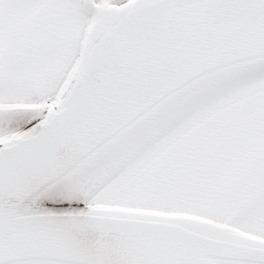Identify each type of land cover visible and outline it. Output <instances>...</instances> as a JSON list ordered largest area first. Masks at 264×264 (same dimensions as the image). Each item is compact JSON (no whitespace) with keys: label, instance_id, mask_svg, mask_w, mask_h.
I'll use <instances>...</instances> for the list:
<instances>
[{"label":"snow or ice","instance_id":"1","mask_svg":"<svg viewBox=\"0 0 264 264\" xmlns=\"http://www.w3.org/2000/svg\"><path fill=\"white\" fill-rule=\"evenodd\" d=\"M0 264H264V0H0Z\"/></svg>","mask_w":264,"mask_h":264}]
</instances>
